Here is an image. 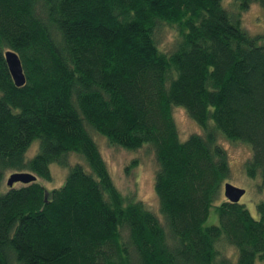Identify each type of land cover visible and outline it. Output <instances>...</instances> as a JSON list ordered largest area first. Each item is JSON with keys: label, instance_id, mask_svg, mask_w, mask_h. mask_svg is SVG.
I'll return each instance as SVG.
<instances>
[{"label": "trees", "instance_id": "1", "mask_svg": "<svg viewBox=\"0 0 264 264\" xmlns=\"http://www.w3.org/2000/svg\"><path fill=\"white\" fill-rule=\"evenodd\" d=\"M222 1L0 0V264H234L229 246L235 264H264V200L254 218L220 199L230 167L218 143L249 145L244 172L264 187V33L241 22L264 0ZM164 25L169 52L156 40ZM174 107L202 134L180 141ZM93 134L149 145L157 214L117 189ZM52 164L67 172L48 190ZM9 172L36 181L1 190Z\"/></svg>", "mask_w": 264, "mask_h": 264}, {"label": "rangeland", "instance_id": "2", "mask_svg": "<svg viewBox=\"0 0 264 264\" xmlns=\"http://www.w3.org/2000/svg\"><path fill=\"white\" fill-rule=\"evenodd\" d=\"M222 6L227 10L235 11L233 0H223ZM235 7V8H234ZM231 11V12H232ZM242 26L250 35L264 33V12L262 8L253 4L247 11L241 14ZM175 31L172 27L164 25L158 28L156 34L157 45L163 52H169L173 48L175 41ZM173 119L178 129L180 141H185L192 134H202L201 127L192 120L181 107H174L172 110ZM95 142L98 146L100 154L105 161L108 171L113 179L117 189L127 197L139 200L153 213H158V202L153 189L154 173L156 170L155 158L152 150L144 145L142 149L131 152L114 146H110L106 139L101 135H94ZM218 143L226 150L228 154L230 176L226 183L234 187L241 188L245 194L239 203L244 205L250 215L257 217L256 205L264 200V187L260 186V177L249 179L244 172L243 164L251 155L249 145L242 143L229 142L222 137L218 138ZM38 149V142L33 143L26 152V158H32ZM71 163L79 161V158L71 155L69 158ZM52 175L51 182L39 180L48 190L53 187H59L64 179L67 169L56 164L50 165ZM11 173H6L2 181L1 190H7V178ZM16 188L21 184H15ZM223 192L221 198L223 199ZM219 202V200L217 201ZM217 204L214 205L216 207ZM217 223L216 211L212 208L205 225H214ZM233 247H226L224 254L229 256L230 260L235 264L236 251ZM233 255V256H232ZM232 256V257H231ZM258 264H263L257 262Z\"/></svg>", "mask_w": 264, "mask_h": 264}, {"label": "water", "instance_id": "3", "mask_svg": "<svg viewBox=\"0 0 264 264\" xmlns=\"http://www.w3.org/2000/svg\"><path fill=\"white\" fill-rule=\"evenodd\" d=\"M4 59L15 87H22L25 84V77L21 62L17 54L12 51H7L4 53ZM35 181L36 177L32 174L13 173L7 179L6 184L8 188H12L15 184L18 183L26 185ZM223 189V196L230 203H238L242 196L245 194V191L243 189L234 187L229 183H226Z\"/></svg>", "mask_w": 264, "mask_h": 264}]
</instances>
